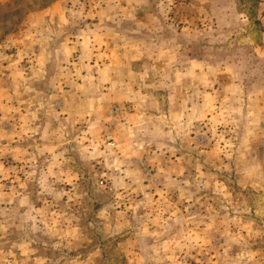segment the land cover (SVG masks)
<instances>
[{
    "label": "rangeland",
    "instance_id": "obj_1",
    "mask_svg": "<svg viewBox=\"0 0 264 264\" xmlns=\"http://www.w3.org/2000/svg\"><path fill=\"white\" fill-rule=\"evenodd\" d=\"M0 264H264V0H0Z\"/></svg>",
    "mask_w": 264,
    "mask_h": 264
}]
</instances>
